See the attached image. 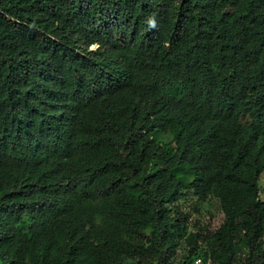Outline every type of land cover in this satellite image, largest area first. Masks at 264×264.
I'll return each mask as SVG.
<instances>
[{
	"label": "trees",
	"instance_id": "obj_1",
	"mask_svg": "<svg viewBox=\"0 0 264 264\" xmlns=\"http://www.w3.org/2000/svg\"><path fill=\"white\" fill-rule=\"evenodd\" d=\"M263 175L264 0H0V264H264Z\"/></svg>",
	"mask_w": 264,
	"mask_h": 264
},
{
	"label": "rangeland",
	"instance_id": "obj_2",
	"mask_svg": "<svg viewBox=\"0 0 264 264\" xmlns=\"http://www.w3.org/2000/svg\"><path fill=\"white\" fill-rule=\"evenodd\" d=\"M261 185L264 188V175L261 178ZM194 216L206 227L214 229L219 227L223 221V215L218 210L217 207H214L212 211L204 212L203 214H194Z\"/></svg>",
	"mask_w": 264,
	"mask_h": 264
},
{
	"label": "clouds",
	"instance_id": "obj_3",
	"mask_svg": "<svg viewBox=\"0 0 264 264\" xmlns=\"http://www.w3.org/2000/svg\"><path fill=\"white\" fill-rule=\"evenodd\" d=\"M153 27H155V23H153ZM96 48H97V47L93 46L91 49H92V50H95ZM198 260H200V261H201V264H202V260H201L200 258L194 260V262H196V261H198Z\"/></svg>",
	"mask_w": 264,
	"mask_h": 264
},
{
	"label": "built area",
	"instance_id": "obj_4",
	"mask_svg": "<svg viewBox=\"0 0 264 264\" xmlns=\"http://www.w3.org/2000/svg\"><path fill=\"white\" fill-rule=\"evenodd\" d=\"M195 264H201V261H200V260H198V261H196V262H195Z\"/></svg>",
	"mask_w": 264,
	"mask_h": 264
}]
</instances>
